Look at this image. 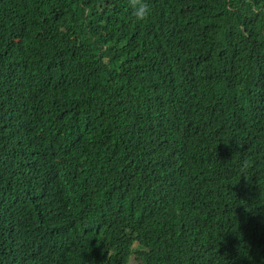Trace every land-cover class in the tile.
<instances>
[{"label": "trees", "instance_id": "obj_1", "mask_svg": "<svg viewBox=\"0 0 264 264\" xmlns=\"http://www.w3.org/2000/svg\"><path fill=\"white\" fill-rule=\"evenodd\" d=\"M145 3L0 0V264H264V0Z\"/></svg>", "mask_w": 264, "mask_h": 264}, {"label": "clouds", "instance_id": "obj_2", "mask_svg": "<svg viewBox=\"0 0 264 264\" xmlns=\"http://www.w3.org/2000/svg\"><path fill=\"white\" fill-rule=\"evenodd\" d=\"M128 3L130 8L133 10V17L136 22H143L151 15V10L148 8L145 0H128ZM112 207H116L115 203H112ZM81 211H83L82 208ZM81 259L84 264H87L84 257L81 256Z\"/></svg>", "mask_w": 264, "mask_h": 264}, {"label": "bare ground", "instance_id": "obj_3", "mask_svg": "<svg viewBox=\"0 0 264 264\" xmlns=\"http://www.w3.org/2000/svg\"><path fill=\"white\" fill-rule=\"evenodd\" d=\"M28 214H29V216H31L32 218H34L35 220H37L38 222H40V223H42V224H45V225H47L48 223H46V222H43V221H41V220H39L38 219V217H37V211L34 209V210H29L28 212H27ZM29 232H31V233H33L34 234V236L37 238V240L39 241V238H38V235H37V232H36V230L34 229V228H32V227H30V226H26V225H23ZM39 243H40V241H39ZM42 245V244H41Z\"/></svg>", "mask_w": 264, "mask_h": 264}]
</instances>
